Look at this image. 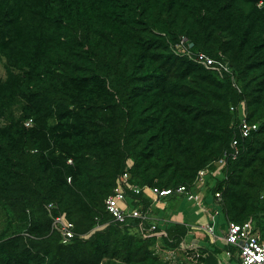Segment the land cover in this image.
<instances>
[{"label":"trees","instance_id":"1","mask_svg":"<svg viewBox=\"0 0 264 264\" xmlns=\"http://www.w3.org/2000/svg\"><path fill=\"white\" fill-rule=\"evenodd\" d=\"M182 36L229 70L177 51ZM0 60V264H172L157 247L216 264L222 247L190 260L187 221L161 219L147 193L127 189L161 220L153 232L148 218H112L105 200L129 161L133 184L190 190L218 168L211 201L264 241V0H0ZM241 101L258 124L248 136L230 108ZM50 202L74 222L67 241Z\"/></svg>","mask_w":264,"mask_h":264},{"label":"built area","instance_id":"2","mask_svg":"<svg viewBox=\"0 0 264 264\" xmlns=\"http://www.w3.org/2000/svg\"><path fill=\"white\" fill-rule=\"evenodd\" d=\"M262 3V1L260 2ZM259 3V4H260ZM187 38L182 36L180 41L176 44L175 48L179 52L186 53L190 58L201 62L205 65H216L224 70H229L227 63L221 59L210 56L209 54L198 51L192 52L186 46ZM235 83V82H234ZM231 110L236 111L238 114L237 130L240 135L248 136L252 131L256 130L258 124L254 121H250L246 116L245 103L241 101L238 104H232L230 106ZM232 147V158H235L238 154V137L234 136L230 142ZM71 161V159H68ZM219 162L224 163V158L220 157ZM131 161L128 162L126 169L120 174L118 182L115 184L113 191L106 197L105 205L108 212L112 215V218L118 222H126L129 217H139L141 219L148 218V212H143L137 206L131 207L128 202L127 189H131L134 193H147L154 198V200L159 201L161 198L172 194L180 193L184 194L187 199L194 201L197 206L207 212V221L202 224V228L206 231L211 240H216L217 237H221L224 243L227 245L225 249V255L227 257L233 256L232 250L229 246L236 248L237 256L239 258V264H264V241H262L261 236L258 232L254 230L253 223L246 220L243 222L229 221L225 228H222V233L219 235L216 232V215L219 213V208L215 207L212 211L208 210V207L203 201V197L199 192L195 190H190V188L181 184L177 187H159L150 186L144 184L142 186L133 184L129 181V167ZM216 173L217 169H211L209 166H205L199 169L195 184L197 188L203 187L204 176L206 173ZM216 200L219 203L221 201V192H215ZM126 200L127 205H122L121 201ZM54 203L50 202L46 205L48 211L51 214V230L57 231L61 234L62 240L67 241L72 238L75 234L74 222L66 216L65 213L52 214L54 208ZM156 223H152L149 227L140 226L144 236H147L156 228ZM100 225L99 227H101ZM180 248L186 252L187 257L193 262L202 261L203 258L207 257L210 251L202 250L196 239L192 241H187L183 238L180 242ZM171 250V249H170ZM217 260L221 262L218 255H216ZM172 262V261H171ZM172 264H178L172 263Z\"/></svg>","mask_w":264,"mask_h":264},{"label":"rangeland","instance_id":"3","mask_svg":"<svg viewBox=\"0 0 264 264\" xmlns=\"http://www.w3.org/2000/svg\"><path fill=\"white\" fill-rule=\"evenodd\" d=\"M0 75L5 76V69L3 67V63L1 60H0ZM218 177H219L218 172L206 173V175L204 176V183H203L204 186L197 188L195 190V191L199 192L202 197L206 196L205 197L206 202H204V203L208 207L209 211H212L215 207L219 208V206H218L219 204H214L211 201L212 195H211V192L209 191L210 190L209 188L215 184ZM178 202H179V204H181V207H180V205L178 206V207H180V209L179 208L178 209L183 212L184 218L186 219V221L187 220L191 221V222H201V221L205 222V221H207V219H208L207 212L203 211L201 209V207L197 206V204H195L194 201L189 200V199L187 200L183 196L182 198L178 199ZM121 204L127 205V201L123 200V201H121ZM168 208H170V207L167 206V209ZM182 222H185V221H182ZM160 223H161V220H158L156 222L157 225H160ZM6 225H7V222H5L4 218L1 217V219H0V230H1V228L5 227ZM12 225H13L12 229L19 228V226L14 224V223ZM187 225H189V224H187ZM189 226H191V224ZM226 226H227V223H225L222 213H218L216 215V232L218 234H221L222 233L221 227H226ZM18 230H16V231H18ZM191 230L193 231L194 235H199L201 233V231L203 230V228L200 229L201 230L200 231L198 228L191 226ZM157 248H158L161 256L163 258L170 259L172 261V263H176V262L178 263V261L181 259V255L178 254V252L176 253L174 250L164 249V248L161 249L160 247H157ZM220 255H221V257H223V254L221 252H220ZM224 264H226V263H224ZM232 264H235V262L233 260H232Z\"/></svg>","mask_w":264,"mask_h":264},{"label":"crops","instance_id":"4","mask_svg":"<svg viewBox=\"0 0 264 264\" xmlns=\"http://www.w3.org/2000/svg\"><path fill=\"white\" fill-rule=\"evenodd\" d=\"M203 201L205 202V197H203ZM166 203H167L166 197L161 198L159 201L154 200V198L152 199L151 205L156 206V207L158 206L161 209L158 212L159 213V217L161 219L162 218L163 219H169V220L178 221V222L186 221V219L184 218L183 212L181 210H179L180 207H181V204H179L178 201L174 204L175 205L174 207L176 208V209L174 208L175 210H173V209H167V211H163L162 209L166 206ZM179 205H180V207H178ZM148 214H149V217H150L149 220L152 221V222H150L151 224L152 223H156L158 221V216L156 215V213L153 212V210L151 211V213L148 212ZM162 215L164 217H162ZM205 222H203V221H201V222H191V221H188L187 224H189V225L191 224V226H193L195 228H198L200 230V229H202V224L205 223ZM191 226H189V229L187 231V235L185 237V240L192 241V240L196 239L198 241V243H199L200 246H202V245L205 246V244L210 243V244H215L217 246L222 247L223 250H222L221 253L223 254V257H221L220 253H218L217 255L220 258L221 262H219L217 260V263L216 264H224V263H226V264H232V260H231L232 256L231 257H227L225 255V249H226L227 246L224 243V241L221 239V237H217L216 240L213 241V240L210 239L209 234L206 231H204V230H202V231L200 230L201 233L199 235H194L193 231L191 230ZM222 228H225V227H221V229Z\"/></svg>","mask_w":264,"mask_h":264},{"label":"water","instance_id":"5","mask_svg":"<svg viewBox=\"0 0 264 264\" xmlns=\"http://www.w3.org/2000/svg\"><path fill=\"white\" fill-rule=\"evenodd\" d=\"M190 45H192V43Z\"/></svg>","mask_w":264,"mask_h":264},{"label":"clouds","instance_id":"6","mask_svg":"<svg viewBox=\"0 0 264 264\" xmlns=\"http://www.w3.org/2000/svg\"><path fill=\"white\" fill-rule=\"evenodd\" d=\"M166 197V196H165Z\"/></svg>","mask_w":264,"mask_h":264}]
</instances>
